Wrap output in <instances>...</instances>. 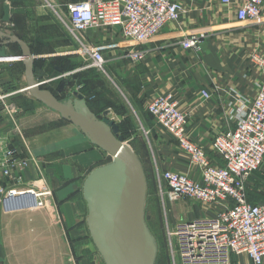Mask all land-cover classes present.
I'll list each match as a JSON object with an SVG mask.
<instances>
[{"label": "crops", "instance_id": "0c3cea01", "mask_svg": "<svg viewBox=\"0 0 264 264\" xmlns=\"http://www.w3.org/2000/svg\"><path fill=\"white\" fill-rule=\"evenodd\" d=\"M179 3L184 10L180 20L166 25L153 42L135 45L114 29L92 30L83 37L91 45H108L103 52L117 62L111 66L112 75L130 101L129 107L114 102V108L106 110L116 111L114 118L108 114L116 124L134 126L127 135L135 145L131 148L141 162L147 187L149 180L164 171L200 180L188 155L148 114L146 106L154 97L172 94L187 115L186 137L216 159L211 150L215 135L234 126L228 109L236 110L238 103L231 92L252 100L264 81V69L253 60H264V6L258 23H240L235 8L219 0ZM3 8L4 4L1 20ZM198 33L205 34L198 50L181 47L185 37ZM17 37L34 57L37 83L57 98L64 96L65 88L59 92L63 73L52 79L45 69L67 54L42 50L35 37L33 43ZM4 47L8 57L0 58V162L8 174L0 176V264H104L86 227L81 188L91 170L107 163L108 155L30 95L20 47L0 42V48ZM127 51L144 53L137 62L118 58ZM202 90L209 93L208 99L202 97ZM8 151H13L9 158ZM27 189L49 193L40 198V208L17 209L15 198ZM9 194L12 198L5 203ZM247 200L264 202V164L248 181ZM244 260L252 264L240 258L241 263Z\"/></svg>", "mask_w": 264, "mask_h": 264}, {"label": "built area", "instance_id": "2783aa9c", "mask_svg": "<svg viewBox=\"0 0 264 264\" xmlns=\"http://www.w3.org/2000/svg\"><path fill=\"white\" fill-rule=\"evenodd\" d=\"M180 0H81L66 4L68 30L81 44L79 54H85L92 66L102 69L108 45L85 43L83 34L88 31L114 29L123 39L135 45L153 42L162 29L180 20L184 10ZM200 1V0H194ZM225 7H234L238 22L258 23L262 18L264 0H219ZM204 33L185 37L180 45L185 50H198ZM143 51H127L118 58L139 61ZM264 69V60L253 57ZM204 99L210 97L201 91ZM238 103L237 109L229 107L234 126L215 135L211 150L198 146L185 135L187 115L182 112L170 93L154 97L146 106L157 127L167 132L184 151L190 163L200 173L194 181L186 175L164 171L159 177L166 183L167 191L161 197L167 201L188 199L218 205L212 217H199L181 221L168 231L175 243L174 264H242L245 257L252 264H264V202L251 204L247 200L250 177L264 164V81L256 96L249 100L231 92ZM13 151L7 152L11 157ZM8 169L0 162V176ZM49 193L23 190L14 204L18 210L40 208L41 197ZM12 195L4 199L10 202Z\"/></svg>", "mask_w": 264, "mask_h": 264}, {"label": "water", "instance_id": "95a60500", "mask_svg": "<svg viewBox=\"0 0 264 264\" xmlns=\"http://www.w3.org/2000/svg\"><path fill=\"white\" fill-rule=\"evenodd\" d=\"M9 19L4 5L2 22ZM1 44L20 47L25 65V80L30 95L77 127L93 144L110 156L106 164L91 170L82 183L86 205V227L104 264H155L157 244L146 225L144 212L147 194L146 175L137 155L119 135V127L107 115L94 114L83 96L60 101L37 83L28 45L0 29ZM5 47L0 58H7ZM65 80L59 92L64 89Z\"/></svg>", "mask_w": 264, "mask_h": 264}, {"label": "rangeland", "instance_id": "374dc122", "mask_svg": "<svg viewBox=\"0 0 264 264\" xmlns=\"http://www.w3.org/2000/svg\"><path fill=\"white\" fill-rule=\"evenodd\" d=\"M79 1L81 0H0V29L6 33L20 36L31 43H33L32 38L35 37L36 44L40 43L42 50L64 52L67 54L68 62L76 64L78 69L74 71V73L77 72L75 76L71 77V73H63L60 76L61 81L65 79L63 86L65 94L61 97L63 101L73 98V92L81 94L80 90L85 89L84 94L81 95L94 111L99 112L98 114L106 111L99 110L100 106L114 108V102L119 107H121L120 105L125 108L129 107L127 96L121 93V89L112 75V67H115L117 62L109 60L110 56L103 52L106 62L103 68L99 69L92 66V61L87 55L79 54L81 44L68 30V14L65 10L67 3ZM3 4L9 6V19L6 22L1 20ZM89 34H92V31L86 32L83 37ZM53 61L59 63L57 59ZM113 108L109 112L111 118H114L116 112ZM123 128L133 130L134 126L123 124ZM122 138L130 147L135 146L130 140V136ZM106 159L107 162L111 160L110 156ZM159 175L154 176L148 182L144 217L157 244L155 264H174L172 251L173 247L175 249V243H172V239L169 238L168 231L181 221L215 216L220 208L218 205L188 199L164 200L161 197V192L167 191V186L160 180ZM241 258L244 259V257ZM242 264L249 263L244 260Z\"/></svg>", "mask_w": 264, "mask_h": 264}, {"label": "trees", "instance_id": "16d2710c", "mask_svg": "<svg viewBox=\"0 0 264 264\" xmlns=\"http://www.w3.org/2000/svg\"><path fill=\"white\" fill-rule=\"evenodd\" d=\"M110 58V57H109ZM57 60L59 61V63H55V64H48L46 69H45V73L46 75L49 77V78H54L56 76L59 75V73H71V77L75 76V74L77 73H74L75 70L78 69V67H76V64L74 62H68V60L66 58H57ZM110 60V59H109ZM56 66L59 68V70L57 69L56 70ZM59 80L56 81V83L58 82ZM85 89H81L80 92L81 94H84V91ZM59 100H62L61 98H58ZM88 105V104H87ZM88 107L90 108V110L95 113V114H98L99 112L97 111H94L89 105ZM108 107H105V106H100V109L99 110H106ZM118 112V111H117ZM124 124V123H123ZM123 124H118V127H119V133L122 137L124 136H128L127 135V131L128 130H125L123 128ZM126 125V124H124Z\"/></svg>", "mask_w": 264, "mask_h": 264}, {"label": "bare ground", "instance_id": "6f19581e", "mask_svg": "<svg viewBox=\"0 0 264 264\" xmlns=\"http://www.w3.org/2000/svg\"><path fill=\"white\" fill-rule=\"evenodd\" d=\"M108 116V115H107ZM109 117V116H108ZM110 118V117H109Z\"/></svg>", "mask_w": 264, "mask_h": 264}]
</instances>
